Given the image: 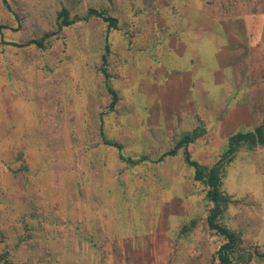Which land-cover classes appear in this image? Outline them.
Wrapping results in <instances>:
<instances>
[{
	"label": "rangeland",
	"instance_id": "1",
	"mask_svg": "<svg viewBox=\"0 0 264 264\" xmlns=\"http://www.w3.org/2000/svg\"><path fill=\"white\" fill-rule=\"evenodd\" d=\"M260 126L264 0H0V264H222L184 135L232 263L264 264V144L227 154Z\"/></svg>",
	"mask_w": 264,
	"mask_h": 264
},
{
	"label": "trees",
	"instance_id": "2",
	"mask_svg": "<svg viewBox=\"0 0 264 264\" xmlns=\"http://www.w3.org/2000/svg\"><path fill=\"white\" fill-rule=\"evenodd\" d=\"M59 16L61 17L60 26L63 25H70L72 23H75L76 18H70V13L68 9L63 8L60 12ZM100 17L104 21L108 22V25L111 27H115L117 25V18L107 14L104 11L96 10L94 8H91L87 11L86 15L81 19H87L90 17ZM49 34L44 35L40 39H30L27 42L17 44L19 46H28L31 44H34L36 46L42 47L44 46V41L46 37ZM108 45H106V53L103 55V61H107V51H108ZM105 71V69L103 68ZM116 96L113 97V102L115 104ZM192 140L191 135H184L173 148H171L168 151V154L175 155L178 153V150L180 148H183V156L184 161L187 165L192 166L194 168V177L195 179L205 183L208 186L207 190V196L210 201L213 203V207L210 210L209 216H208V222L211 229H214L216 232L223 234L227 237V242L221 245L218 255L219 260L222 264H233L232 258L230 255L231 248L234 246L235 242V235L232 231L227 229L224 225H221L217 222V217L219 216L221 212L220 208V202L222 199V192H221V176H220V170L218 165H214L211 167H207L205 165L200 164L197 160L193 159L191 157L190 151H189V143ZM106 143L112 144L117 146L119 149L122 148V145L115 142L106 141ZM249 144L248 146L254 147L257 144H264V132L262 131L261 126L257 127L253 131H247L242 132L239 131L237 133H234L231 135L228 139V148H227V154L234 153L240 146L243 144ZM122 159H126L129 162L132 163H138L141 160H144L145 157L140 158V160H134L131 158H126L124 155H121ZM7 264H13L12 262H8Z\"/></svg>",
	"mask_w": 264,
	"mask_h": 264
}]
</instances>
